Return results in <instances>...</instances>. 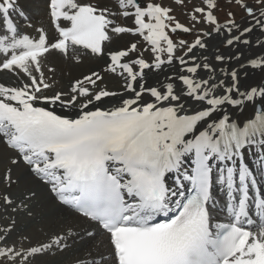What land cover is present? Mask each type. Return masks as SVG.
I'll list each match as a JSON object with an SVG mask.
<instances>
[{"label": "snow or ice", "instance_id": "6c2138e0", "mask_svg": "<svg viewBox=\"0 0 264 264\" xmlns=\"http://www.w3.org/2000/svg\"><path fill=\"white\" fill-rule=\"evenodd\" d=\"M0 74V264H264V0H0Z\"/></svg>", "mask_w": 264, "mask_h": 264}, {"label": "bare ground", "instance_id": "6f19581e", "mask_svg": "<svg viewBox=\"0 0 264 264\" xmlns=\"http://www.w3.org/2000/svg\"><path fill=\"white\" fill-rule=\"evenodd\" d=\"M166 2H169V0H165ZM182 21L184 19H181ZM174 39H187V40H191L192 37L187 35V34H184V35H181V36H174L173 37ZM57 79L59 81L57 87H67L68 85V78H67V75H65L63 78H61L59 76V74L57 75ZM0 80H2L3 82L5 83H10V79L7 75H3V74H0ZM106 82L109 84V87H115V81L111 80L110 78H107L106 77ZM3 149H2V146H0V152H2ZM14 192L18 193L16 190H13ZM62 224V222H58V225H54L53 227H57V226H60Z\"/></svg>", "mask_w": 264, "mask_h": 264}, {"label": "rangeland", "instance_id": "374dc122", "mask_svg": "<svg viewBox=\"0 0 264 264\" xmlns=\"http://www.w3.org/2000/svg\"><path fill=\"white\" fill-rule=\"evenodd\" d=\"M165 3H168L165 1ZM221 3L223 4V0H221ZM224 11H227V9L225 8L223 11H218L217 15L220 17L221 20H223L224 18ZM176 15L180 18V19H184V16L181 15V10L177 9L176 10ZM238 18H239V14H238ZM183 33H178L177 35H182ZM184 35V34H183ZM13 195H18V193L13 191ZM60 226H63V224H61ZM43 238V237H42Z\"/></svg>", "mask_w": 264, "mask_h": 264}]
</instances>
